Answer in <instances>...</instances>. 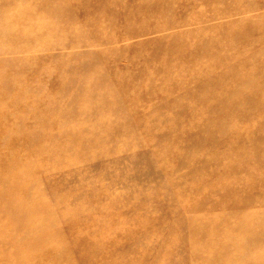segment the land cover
Masks as SVG:
<instances>
[{
  "label": "rangeland",
  "instance_id": "1",
  "mask_svg": "<svg viewBox=\"0 0 264 264\" xmlns=\"http://www.w3.org/2000/svg\"><path fill=\"white\" fill-rule=\"evenodd\" d=\"M0 191V264H264V0H0Z\"/></svg>",
  "mask_w": 264,
  "mask_h": 264
},
{
  "label": "bare ground",
  "instance_id": "2",
  "mask_svg": "<svg viewBox=\"0 0 264 264\" xmlns=\"http://www.w3.org/2000/svg\"><path fill=\"white\" fill-rule=\"evenodd\" d=\"M1 196H3V195H2V193L0 191V197ZM2 213H3V207H2V204L0 202V221L2 219ZM235 220H237V219H235ZM235 220H231V219H223V220H220V221L216 222L217 223V227H215L214 229H210L208 231H203L201 229L202 226L197 227L194 224V221L193 222H190L188 225H186L187 227L190 228V230L192 232L193 241H197L199 247L200 246H206V245L215 247V249L213 248L214 250L211 251L208 255H206V256L201 255V256L206 257L208 259L217 258V257H219V254H221L222 252H224L223 250L228 247L227 244H228L229 238L234 237V234L233 233L235 231H233L232 229L235 227V228H238V229H241L242 230V228H243L242 226L246 222V221H235ZM258 221H260L262 223L264 220L258 219ZM207 227H209V226H207ZM223 231H225L223 233V237L222 238H218V235L222 234ZM205 233H208L207 235L210 236L208 238V240H205L204 239L205 238L204 237L205 236ZM215 236H216V239L213 238ZM256 239L257 240H264V237L261 234H259V233L256 232ZM260 254H262V253H260ZM260 254L258 253V257L256 259H257V261L260 264H262L261 263V260H262L261 257L262 256ZM248 260L249 259L242 260V263L243 264H248Z\"/></svg>",
  "mask_w": 264,
  "mask_h": 264
}]
</instances>
